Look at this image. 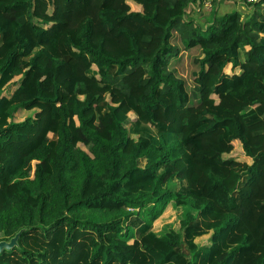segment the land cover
<instances>
[{
  "label": "trees",
  "instance_id": "16d2710c",
  "mask_svg": "<svg viewBox=\"0 0 264 264\" xmlns=\"http://www.w3.org/2000/svg\"><path fill=\"white\" fill-rule=\"evenodd\" d=\"M200 2L0 0V264H264V0Z\"/></svg>",
  "mask_w": 264,
  "mask_h": 264
},
{
  "label": "rangeland",
  "instance_id": "374dc122",
  "mask_svg": "<svg viewBox=\"0 0 264 264\" xmlns=\"http://www.w3.org/2000/svg\"><path fill=\"white\" fill-rule=\"evenodd\" d=\"M130 6H131L132 11H138V12L141 11L140 6L134 3H130ZM188 11L191 17H193L195 21L199 22L201 25L202 24L205 25L207 18H208V14L210 13V10H205V9H202L201 7L191 8ZM197 57H199V53L193 52V51L190 54L187 53V55H184L182 59V66L185 70H182L181 68H179V70H182L181 73L182 75H184V77H186V79H189L191 72L197 68L196 66H194L195 65L194 60ZM229 68L230 66L226 68L225 72L229 73L231 71ZM19 79L20 77L17 76L16 78H14L13 83H16ZM10 90H11V87L9 89L8 88L5 89V93H7V91L9 92ZM34 112L35 110L26 111V110L18 109L16 112L13 113L12 118L10 119V122H16V123L22 122L26 118L33 116ZM130 119L131 120L135 119L133 114H130ZM223 158L224 159H228V158L236 159L240 162L246 163L247 165L251 164V159L247 158L244 155L241 144L238 141L234 142V148H233L232 153L228 155H224ZM32 165H34V162L32 163ZM32 174L33 173H31V176ZM182 214L184 215V213H182L181 210H174V209L166 210L163 213V215L156 220L155 228H154L155 231H157L159 234H163L167 230H170L172 228L177 229L179 226V219H182ZM206 239H208V237H205L203 240H200V241H204ZM201 243L199 242V244Z\"/></svg>",
  "mask_w": 264,
  "mask_h": 264
},
{
  "label": "crops",
  "instance_id": "0c3cea01",
  "mask_svg": "<svg viewBox=\"0 0 264 264\" xmlns=\"http://www.w3.org/2000/svg\"><path fill=\"white\" fill-rule=\"evenodd\" d=\"M231 10L238 11L239 14L241 15V18L242 19H245L249 15V13H250V11L248 10V8L246 6L241 5V4L234 6L231 3H222V5L220 6V14L223 13L224 11H231ZM168 209H171V210L172 209H174V210H181L182 213H184V211L181 208L174 207L172 204H170V205L167 206L166 210H168ZM182 217H183V214H182ZM180 220L181 219H179V222H180ZM154 228H155V223L153 225V231L155 233L159 234L157 231H155ZM172 229H174V228H172ZM159 235H162V234H159ZM205 237H208V239H206L204 241H200V240H203ZM199 242L200 243L203 242V243L199 244ZM195 243H196L197 246H199L201 248L207 247L209 245V243H210V234H208L206 236H203V237L196 238L195 239Z\"/></svg>",
  "mask_w": 264,
  "mask_h": 264
},
{
  "label": "water",
  "instance_id": "95a60500",
  "mask_svg": "<svg viewBox=\"0 0 264 264\" xmlns=\"http://www.w3.org/2000/svg\"><path fill=\"white\" fill-rule=\"evenodd\" d=\"M21 232L17 233L13 238L9 241H1L0 242V253L5 251L12 250L17 245V240Z\"/></svg>",
  "mask_w": 264,
  "mask_h": 264
},
{
  "label": "built area",
  "instance_id": "2783aa9c",
  "mask_svg": "<svg viewBox=\"0 0 264 264\" xmlns=\"http://www.w3.org/2000/svg\"><path fill=\"white\" fill-rule=\"evenodd\" d=\"M237 1L240 3L246 2L248 4H253L258 2V0H237ZM214 2L215 0H201L200 7L205 10H211Z\"/></svg>",
  "mask_w": 264,
  "mask_h": 264
}]
</instances>
